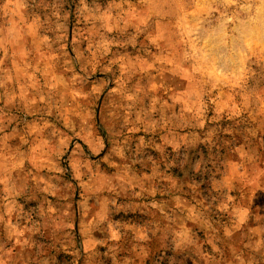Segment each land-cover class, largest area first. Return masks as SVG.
Masks as SVG:
<instances>
[{
	"label": "rangeland",
	"instance_id": "rangeland-1",
	"mask_svg": "<svg viewBox=\"0 0 264 264\" xmlns=\"http://www.w3.org/2000/svg\"><path fill=\"white\" fill-rule=\"evenodd\" d=\"M0 264H264V0H0Z\"/></svg>",
	"mask_w": 264,
	"mask_h": 264
}]
</instances>
